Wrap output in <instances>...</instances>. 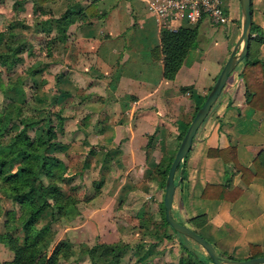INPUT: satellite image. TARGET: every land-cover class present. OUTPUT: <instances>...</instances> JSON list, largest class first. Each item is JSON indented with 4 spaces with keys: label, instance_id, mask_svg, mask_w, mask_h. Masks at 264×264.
<instances>
[{
    "label": "crops",
    "instance_id": "obj_1",
    "mask_svg": "<svg viewBox=\"0 0 264 264\" xmlns=\"http://www.w3.org/2000/svg\"><path fill=\"white\" fill-rule=\"evenodd\" d=\"M155 1L0 0V21L12 19L20 10L30 18L39 15L44 25L39 34L56 38L54 50L44 53L43 48L24 47L19 55H48L40 73L53 87L55 131L63 137V143L57 139L58 151L76 150L82 157L89 151L85 167L101 162L105 181L97 182L86 203L103 199L112 205L116 198L112 184L120 187L133 178L118 206L123 213L121 206L127 207L128 196L133 198L127 208L140 218L150 212L147 192L151 191L135 181L152 184L159 212L165 183L158 168L166 157L174 156L196 105L205 99L237 42L242 23L240 0H221L227 22L213 24L202 18L200 45L189 47L173 77L166 78L162 57L154 58L152 49L160 44L162 28L176 29L186 22L159 17ZM33 4L37 14L31 11ZM251 19L264 29V0H251ZM212 51L217 54L210 55ZM249 51L264 62V43L251 41ZM37 62L26 67L24 84L33 78ZM0 64H4L0 69L12 71L1 59ZM184 66L187 75H180ZM243 67L242 59L198 127L178 169L171 205L176 220L202 232L218 253L235 257L253 255L250 245L264 250V72L252 65L244 78ZM9 71L6 79L11 78ZM0 77L1 84L5 79ZM247 95L256 97L251 101L258 107L248 103ZM67 135L74 138L71 143ZM60 158L67 166V155ZM120 165L125 167L123 176L116 171ZM7 250L4 260L13 254Z\"/></svg>",
    "mask_w": 264,
    "mask_h": 264
},
{
    "label": "rangeland",
    "instance_id": "obj_2",
    "mask_svg": "<svg viewBox=\"0 0 264 264\" xmlns=\"http://www.w3.org/2000/svg\"><path fill=\"white\" fill-rule=\"evenodd\" d=\"M46 1L39 0L40 3ZM98 4H101V2ZM91 6L94 9L97 7V5L92 4ZM31 11L34 14H37L38 10L36 4H33ZM24 13L25 11L20 10V13L11 15L15 17L16 20L12 17L10 20L0 21V32H2L0 35V51L7 50L6 43L18 44L19 42H23L22 44H24L26 51L29 49L37 50L43 48V52L45 53L46 51L48 52L49 49L54 50L57 43V41H55L56 38L54 36L51 37L45 36V34H39L38 30L41 27H44L39 20L42 21L43 18L39 15H30L32 17L30 18L29 15H24ZM11 33H13L14 36H12ZM15 46L16 45H13V47ZM46 47L48 48L47 50ZM44 53L39 55L35 52L32 58L30 57L31 55L24 54L22 57L19 55V60L11 66L12 68H10L12 71L7 70L9 71L8 75L11 76V78L7 79H10L9 83L11 84L13 81L15 82L17 77L21 78L28 75L26 67H28L29 63L31 64V61H40V64L37 62L34 67L37 70L32 73L33 78L27 79L25 84L21 83L23 96H17V93L13 88L15 83L12 86H9L6 81V69H0V76L3 74L5 79L2 80V83L0 84V117L5 114V110H9L5 107V104L8 101L13 100L15 102L14 108H21V114L23 116H32L33 118L45 117L55 126L54 114L56 113V109L54 108L53 100L50 99V97H52L50 96V93H52L53 87L48 84V81L43 78L40 73L43 69V64H46V62L42 61L48 56ZM214 54H217V51H212L210 53V55ZM1 67H4V64H0V68ZM186 72L187 70L184 66L180 75H187ZM14 77L16 78L14 79ZM247 98L252 101H254V99L256 100V97L253 98L251 95H247ZM261 109H264V106H262ZM12 111L15 110L13 109ZM18 128H20L18 123L12 124L11 126L9 125V127L5 129L2 138L7 139V137ZM40 128L41 126H38L29 132L31 135H35ZM55 139L63 140L61 133L58 135L56 134ZM72 140H74L72 135H67V141L71 143ZM68 151L69 150L63 149V151L56 152L60 157L67 155L68 158L67 170L64 172L66 179L65 181L60 182V184L63 190L72 192V195L80 202L76 205L67 204L64 208V214L57 215L50 224L52 241L49 250H51L55 242L64 238L71 241L74 246L73 256L59 258L61 264H189V262H180L181 259L190 260L186 251L182 247L181 241L193 248L200 256L206 258L207 254L205 250L197 241L184 234L178 235L174 233L168 225L163 223L160 212L161 208L159 207V213L154 199L156 194H154L155 192H152L154 190V187L151 186L152 184L150 185L143 181L140 183L138 180L135 181L139 184L140 188L146 190L148 187L151 191V194L147 192V198L150 203L148 206L151 207L149 208L150 212L147 213L144 218L137 217L133 210L128 209L131 208L130 206L134 203L133 198H130L129 196L127 197L128 208L123 204L121 207L124 212L121 213L119 211V198L126 188V185L134 183L133 178L125 179L120 187H118L119 184L117 183L112 184V191L115 190L116 192V198L112 205L107 206L108 201L103 203V199L93 201L90 204L86 203L87 197L91 196L94 190L97 189V182L101 181L102 183L105 181L103 167H101L100 161L97 164L96 161L92 162V164L90 163V167L84 166V157L85 155L90 154L89 151L87 154H84L83 157L78 155V151L76 150H73L70 154H68ZM175 152L172 151L173 155ZM119 169L120 170H116L117 173H120V176H123L125 167L120 165ZM244 169L245 167L242 168V170ZM148 173L149 172L146 171L144 176H147ZM130 176L134 177V174H131ZM178 179L179 172L177 170L174 175L175 184L178 182ZM9 192V188L0 176V209L2 212L0 214V234L4 229V212L7 210H13L15 211L16 216L20 213L19 204L9 198ZM99 192H102V187L99 188ZM138 195L139 193L137 196ZM236 198L237 197H234L230 200H235ZM121 202H123V200H121ZM51 217L52 210L47 208L41 214L35 227L38 228L45 222L50 221ZM201 233L199 232V234ZM166 234L171 236L167 238L165 236ZM18 235L22 236L21 232L18 233ZM204 238L209 241L208 237ZM1 243L5 248L0 244V264L8 256L5 235H3ZM95 243H105L110 249L108 248L107 250H104L100 247L102 250L98 249L91 254L89 249ZM81 244H84L85 247L88 246V248L84 247V249ZM250 247L253 254L251 256L264 255V250L261 248H257L254 245H250ZM232 257L235 259L247 258ZM208 259L210 258L208 257ZM212 264L214 263L212 262Z\"/></svg>",
    "mask_w": 264,
    "mask_h": 264
},
{
    "label": "trees",
    "instance_id": "obj_3",
    "mask_svg": "<svg viewBox=\"0 0 264 264\" xmlns=\"http://www.w3.org/2000/svg\"><path fill=\"white\" fill-rule=\"evenodd\" d=\"M198 23L193 27L185 23L176 29L162 28L160 44L152 49V55L156 59L162 57L164 77L172 78L188 48L200 45ZM1 34L2 32H0ZM11 35L14 36L13 33ZM251 41L264 43V29L254 22L251 24L248 51L243 58L244 67L240 71L244 78L245 69L252 65H259L264 72V62L250 55ZM22 43H12L16 45L15 47L6 43L7 50L0 52V59L6 63L7 68H12L11 66L19 60V53L24 49ZM14 83L13 88L17 96H23L21 89L23 79L18 77L11 84ZM203 101L196 105L195 111ZM248 103L258 107L249 99ZM14 105L13 100L8 101L5 107L9 110H5V114L0 117V176L9 188V198L19 204L20 213L16 216L13 210L4 212V229L2 233L5 235L7 246L13 254L10 259L3 260L1 264H61L59 258L73 256L74 246L71 241L64 238L55 242L49 250L52 241L50 224L57 215L64 214V208L67 204H74L78 200L72 195V192L63 190L60 184L66 179L64 172L67 170V166L56 154L61 148V143L55 139L56 131L53 123L45 117L23 116L21 108H14ZM13 109L15 111H12ZM16 123L20 125V128L11 133L7 139L2 138L5 129ZM189 123L182 132L181 138ZM38 126H41L40 130L35 135H31L29 131ZM172 159V155L166 157L164 163L160 164L158 168L162 176V185L165 183ZM180 166L181 163L178 169ZM47 208L52 210L50 221L36 228V222ZM160 208L163 223L168 225L174 233L181 234L175 231L166 221L163 201ZM20 232L22 236L18 235ZM165 236L169 238L171 235L166 234ZM181 244L190 259H181V263L212 264L211 259H208L209 256L204 258L186 243L181 241ZM81 246L85 247L84 244H81ZM86 247L88 248V246ZM100 247L104 250L110 249L105 243H95L91 246L89 252L93 254L98 249L102 250ZM219 254L226 258H234L230 255Z\"/></svg>",
    "mask_w": 264,
    "mask_h": 264
},
{
    "label": "water",
    "instance_id": "obj_4",
    "mask_svg": "<svg viewBox=\"0 0 264 264\" xmlns=\"http://www.w3.org/2000/svg\"><path fill=\"white\" fill-rule=\"evenodd\" d=\"M241 11H242V23L240 36L231 49L226 61L224 62L219 74L217 75L214 84L210 91L206 95L202 104L196 109L189 125L184 132L177 150L170 163L163 196L164 213L165 219L169 225L178 233L189 236L190 238L197 241L205 250L207 256L210 257L214 264H264V255L250 256L244 259L226 258L221 256L214 248L212 243L205 239L196 230L189 227L188 225L176 220L171 213V205L173 200V194L175 189L174 175L178 169L179 164L187 155L190 150L193 137L208 114L211 106L216 101L221 90L223 89L229 75L235 69L237 64L245 57L248 51L249 38L251 34V0H240ZM240 45L239 49L238 46Z\"/></svg>",
    "mask_w": 264,
    "mask_h": 264
},
{
    "label": "built area",
    "instance_id": "obj_5",
    "mask_svg": "<svg viewBox=\"0 0 264 264\" xmlns=\"http://www.w3.org/2000/svg\"><path fill=\"white\" fill-rule=\"evenodd\" d=\"M221 0H156L153 9L164 20L179 19L195 24L207 18L213 24H224L228 17Z\"/></svg>",
    "mask_w": 264,
    "mask_h": 264
}]
</instances>
